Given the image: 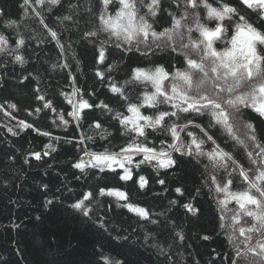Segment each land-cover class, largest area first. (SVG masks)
Returning <instances> with one entry per match:
<instances>
[{
	"label": "trees",
	"instance_id": "obj_1",
	"mask_svg": "<svg viewBox=\"0 0 264 264\" xmlns=\"http://www.w3.org/2000/svg\"><path fill=\"white\" fill-rule=\"evenodd\" d=\"M71 2H79L83 7L91 6L93 13L100 9L99 0ZM209 2L215 6L217 0ZM227 2L238 7L250 22L264 30V21L258 19L254 12L242 8L238 0ZM22 5L23 0H0V9L5 13L0 16V34L10 41L8 52L0 53V105H3V109H0V264H104L105 258L113 264L116 261L122 264H230V260L237 259V248L242 253L246 252L245 247L241 246L245 237L227 227L229 223H234L230 220L232 212H228L224 221L219 220L218 194L208 182L210 174L216 175L219 180L220 177H227V173L223 169L213 170L207 159L197 162L194 158L173 153L177 159L175 168L158 170L152 165L142 164L140 168L133 169L134 180L137 172L148 178V187L142 191L131 181H118L115 173H101L95 169H86L82 173L73 167L81 157L88 159L80 150L82 145L79 143L85 136L94 137L93 140L84 139L87 150L94 152H102L106 148L119 151L128 137L121 135L122 129L117 122L99 109L95 110V117L112 133L108 139H102L99 134L101 130L89 127L88 121H81L82 126L77 127L70 115L65 116L69 124L64 126L55 112L48 109L35 111L43 104L37 95H44L61 113L70 112L71 107L60 93L71 96L76 88L85 93V99H88V93L94 91L92 100L108 102L118 111L123 109L110 92L109 84L95 75V68L103 69L104 66L96 64L94 68L93 45L81 39L82 32L94 25L81 20L77 27L72 22L62 21V16L70 12L68 0H64L63 8L47 4L41 8L33 0L27 14ZM162 5L163 11L156 18L158 30L169 27V12L178 11L173 0H162ZM80 11L82 16L94 19V16L84 13L83 8ZM36 12L41 15L37 16ZM203 16L201 10L202 19ZM41 18L49 28L57 31L65 49L62 50L51 39L48 29L39 22ZM8 21H16L18 27H6ZM190 22L191 17L186 23ZM213 23L208 22L209 26ZM21 37L26 44L13 53L12 50L16 49L13 41ZM104 38L102 34L100 39ZM15 54L23 55L27 63H16ZM181 60L182 57L168 49L157 50L155 55L144 57L138 52L123 53L112 45L105 63L114 66L108 74L112 81L124 85L131 68L156 64L175 69L181 67ZM65 63L69 65L68 68L62 67ZM72 77H76L75 83ZM37 88L39 93L36 92ZM126 91L135 100L140 86L129 84ZM10 104L17 107L12 109ZM153 111L155 109H142L147 115ZM126 115L130 116L131 113ZM245 116L255 125L257 141L264 144V119L249 110H245ZM20 121L50 132L51 138L39 135L33 129L25 130ZM195 123L207 126L208 118L197 117ZM8 128L17 135L13 136ZM189 130L200 135L199 129ZM208 131L221 149L230 152L246 167L250 164L246 151L251 148L238 144L223 128H209ZM247 131L239 125L233 129L234 135L242 141L246 140ZM181 135L184 136L183 133ZM170 142L171 138L166 132L150 134L149 144L157 150L164 148L171 151L168 148ZM48 144H52L56 151L51 152ZM204 147L207 151L210 144ZM36 152L41 154L40 160L35 159L33 153ZM44 152H50V155L44 156ZM206 165H209L207 170ZM236 176V172H233L232 190H244L245 184ZM159 179H164L165 184L160 185L157 182ZM106 185L122 187L130 193L134 203L149 209L153 218L165 224L153 225L139 219L126 208L119 207L112 197L97 196L90 205L93 208L91 220L70 208L72 203L82 199L89 191L96 193ZM176 188H180L184 195L176 192ZM219 196L224 198L223 194ZM183 204H191L198 211L196 214L188 212ZM237 207L235 201L227 203L228 209ZM158 213L164 215L159 216ZM246 220L248 218L242 221L245 227L248 226ZM221 223L225 225L224 228L220 227ZM175 232H182L185 239L179 241ZM206 235L210 239L202 238ZM230 235L235 237L231 242ZM252 235L254 246L260 237ZM160 248L167 250L170 260L161 254ZM248 259L252 264H259V258L251 254H248Z\"/></svg>",
	"mask_w": 264,
	"mask_h": 264
},
{
	"label": "snow or ice",
	"instance_id": "obj_2",
	"mask_svg": "<svg viewBox=\"0 0 264 264\" xmlns=\"http://www.w3.org/2000/svg\"><path fill=\"white\" fill-rule=\"evenodd\" d=\"M34 2L41 8L46 4L64 7V0ZM32 3L33 0H23L25 14ZM238 3L264 21V0H238ZM113 4L116 5L115 8L112 7ZM173 4L178 11L168 13L171 18L169 27L158 30L156 18L163 11L162 0H99L100 9L96 13H93L91 6L83 7L79 2L72 3L68 0L70 12L62 16V21L72 22L77 27L80 26L81 20L85 24L94 25L82 32L81 39L93 45L94 68L96 64L104 66L103 69L95 68V75L100 81L109 84L110 92L123 111L116 110L108 102L92 100L95 96L94 91L88 93V99H85V93L80 88H76L71 96L64 92L60 93L70 105V112L57 111L44 95H37V99L43 101V104L35 111L48 109L55 112L64 126L69 124L66 115L72 117L77 127L82 126L81 121H88L89 127L101 130L99 134L102 139H108L112 133L108 132L104 128V123L95 117V110H101L117 122L122 129L120 134L128 137L119 151H109L107 148L102 152L88 151L84 139L93 140V136H85L79 141L82 145L80 150L88 159L84 160L81 157L73 167L82 173L86 169L115 173L118 181H131L142 191L148 187V178L137 172L134 180L133 169L140 168L142 164L152 165L158 170L175 168L177 159L173 153L194 158L197 162L207 159L213 170L223 169L227 177H220L218 180L216 175L210 174L208 182L218 194L217 203L221 212L219 220L224 221L228 212H232L230 220L234 223H229L227 227L231 228L233 233L238 232L239 236L245 237L241 246L246 249V252L242 253L237 248L235 251L237 259L230 260V264H252L248 254L259 258V264H264V144L257 141L255 125L245 116V110H249L264 119V30L250 22L238 7L227 0H217L215 6L209 0H173ZM81 8L84 13L94 16V19L82 16ZM201 10L204 12L203 19ZM4 14L3 9H0V16ZM36 15L41 14L36 12ZM189 17L191 22L186 23ZM209 21L214 23L209 26ZM39 22L48 29L51 39L55 40L62 50L65 49L57 31L49 28L42 18ZM5 26L18 27L16 21H8ZM102 34L105 35L104 39H100ZM9 43L8 37L0 34V53L8 52ZM13 43L16 44V49L12 50L15 53L25 46L26 41L21 37ZM112 45L123 53L138 52L144 57L155 55L157 50L168 49L182 57L181 67L166 69L162 65L153 64L152 67L131 68L128 73L129 79L125 80L124 85H118L108 75L114 66L105 63ZM221 45L223 47H220ZM14 60L20 65L27 63L25 57L20 54H15ZM62 67L68 68L69 65L65 63ZM72 81L75 83L76 77H72ZM129 84L140 86L135 100L126 91ZM36 92L39 93L40 90L37 88ZM9 107L15 109L17 105L10 104ZM145 108L155 111L147 115L142 112ZM0 109H3V105H0ZM205 116L208 118L207 126L195 123L197 117ZM180 120L184 123H177ZM20 125L25 130L33 129L39 135L51 138L50 132L41 131L32 123L20 121ZM237 125L248 130L245 133L246 140L242 141L234 135L233 129ZM209 128H223L238 144L251 148L250 151H246L250 164L246 167L230 152L221 149L214 137L209 134ZM189 129H199L200 135ZM8 131L13 136L17 135L11 128H8ZM157 131L166 132L170 136L168 148L171 151L164 148L157 150L154 145L149 144L150 134ZM205 144H210L207 151ZM212 145L214 147H211ZM47 148L51 152L56 151L52 144H48ZM33 155L36 160L41 159L39 152ZM43 155L48 156L50 152H44ZM209 165L205 166L206 170ZM233 172H236V178L245 184L244 190H232ZM157 182L160 185L165 184L164 179ZM176 192L184 195L180 188H176ZM219 194H223L224 198L221 199ZM97 196L115 198L119 207L126 208L139 219L153 225L165 224L164 221L153 218L149 209L134 203L130 193L122 187L106 185L99 188L96 193L89 191L82 199L72 203L70 208L91 220L93 208L90 205L96 201ZM229 201H235L238 207L228 209ZM48 203L51 204L52 201ZM183 207L193 214L198 211L191 204H183ZM245 218H248L245 221L247 227L242 224ZM101 227L104 225L101 224ZM220 227L224 228L225 225L221 223ZM252 234L260 237L254 246ZM175 237L181 242L185 239L182 232H175ZM202 238L210 239L207 235ZM234 238L230 235V242ZM160 252L167 259H171L166 249L160 248ZM104 264L113 262L105 258ZM115 264L122 262L116 261Z\"/></svg>",
	"mask_w": 264,
	"mask_h": 264
}]
</instances>
